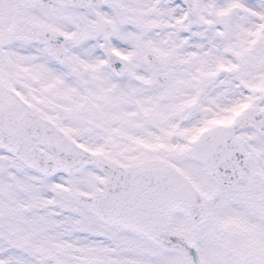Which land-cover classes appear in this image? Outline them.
Listing matches in <instances>:
<instances>
[{
  "label": "snow or ice",
  "instance_id": "obj_1",
  "mask_svg": "<svg viewBox=\"0 0 264 264\" xmlns=\"http://www.w3.org/2000/svg\"><path fill=\"white\" fill-rule=\"evenodd\" d=\"M0 264H264V0H0Z\"/></svg>",
  "mask_w": 264,
  "mask_h": 264
}]
</instances>
